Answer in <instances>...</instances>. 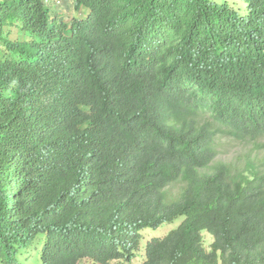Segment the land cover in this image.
Instances as JSON below:
<instances>
[{
    "label": "trees",
    "instance_id": "1",
    "mask_svg": "<svg viewBox=\"0 0 264 264\" xmlns=\"http://www.w3.org/2000/svg\"><path fill=\"white\" fill-rule=\"evenodd\" d=\"M90 1L114 30L86 57L42 0H0V47L39 46L0 78L6 264L40 237L42 264L132 262L180 219L142 264H264V161L216 162L220 138L264 139V0Z\"/></svg>",
    "mask_w": 264,
    "mask_h": 264
},
{
    "label": "clouds",
    "instance_id": "2",
    "mask_svg": "<svg viewBox=\"0 0 264 264\" xmlns=\"http://www.w3.org/2000/svg\"><path fill=\"white\" fill-rule=\"evenodd\" d=\"M42 8L49 22L52 23L54 21L59 25L58 28L63 37H70L73 35L74 30L82 32L88 37L90 45L85 52L86 57L87 52L90 51L93 35L99 37L100 34H108L114 30L104 20L101 10L94 6L90 0H42ZM34 26L45 34L49 29V27L42 25ZM16 39L12 38L8 44L0 47V78L8 89L20 86L23 67L26 61L29 60V54L32 52L26 48V45L39 47L32 40H24V43H20ZM48 64H50L49 60H47ZM82 66L88 68V62ZM42 250L40 259L42 257ZM18 254L15 255L12 264H17ZM0 255L9 256L11 253L7 250H2Z\"/></svg>",
    "mask_w": 264,
    "mask_h": 264
},
{
    "label": "rangeland",
    "instance_id": "3",
    "mask_svg": "<svg viewBox=\"0 0 264 264\" xmlns=\"http://www.w3.org/2000/svg\"><path fill=\"white\" fill-rule=\"evenodd\" d=\"M222 2L223 0H217ZM217 150L218 157L216 162L222 163H233L237 164L240 167L246 165L247 161H264V139L260 140L257 143L253 142H240L234 139L229 138H220L217 141ZM181 219L172 223L165 224L159 229H145L142 231V242L139 252L137 253L136 258L132 262L127 261H113L110 264H142L145 259V247L148 241L154 237H163L168 232L176 229L180 223ZM204 235V246L207 250L210 249L211 244L213 243V237L210 236L207 232ZM43 239L37 238L36 242L29 248H23L17 256V264H42L40 259V254L42 250ZM8 261L7 256H2L0 258V264H6ZM80 264H95L90 260H84Z\"/></svg>",
    "mask_w": 264,
    "mask_h": 264
}]
</instances>
